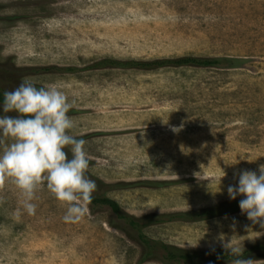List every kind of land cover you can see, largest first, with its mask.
I'll return each mask as SVG.
<instances>
[{"label":"rangeland","instance_id":"rangeland-1","mask_svg":"<svg viewBox=\"0 0 264 264\" xmlns=\"http://www.w3.org/2000/svg\"><path fill=\"white\" fill-rule=\"evenodd\" d=\"M181 56L246 62L229 70L88 69L102 58ZM44 67L58 70L32 71ZM69 67L76 71H60ZM24 81L67 94L75 110L68 113L76 124L70 134L86 141L91 176L106 184L165 182L106 192L134 217L227 201L240 172L259 175L264 165V0H0V89ZM0 115L15 113L0 105ZM221 169L226 176L219 183ZM0 196V264H137L140 258V246L110 225L115 216L106 208L88 207V215L68 223L66 205L46 187L33 201L34 216L22 209L13 185ZM143 232L201 253L264 242V229L241 212ZM261 256L256 264H264Z\"/></svg>","mask_w":264,"mask_h":264},{"label":"clouds","instance_id":"clouds-1","mask_svg":"<svg viewBox=\"0 0 264 264\" xmlns=\"http://www.w3.org/2000/svg\"><path fill=\"white\" fill-rule=\"evenodd\" d=\"M72 106L67 94L56 85L37 88L24 81L3 94V113L15 115H0V193L13 185L29 216L36 215L37 204L33 201L45 187L66 205L65 222L76 223L90 212L88 205L96 184L87 175L86 141L70 134L76 127L68 115ZM221 172L219 183L226 176L222 169ZM227 192L230 199L243 196L239 201L241 213L264 229V165L259 166V175L254 171L240 172L238 185L228 186ZM15 215L19 220L21 211L18 209ZM243 251V247L232 250L238 258L231 264H256L250 258H239Z\"/></svg>","mask_w":264,"mask_h":264},{"label":"trees","instance_id":"trees-1","mask_svg":"<svg viewBox=\"0 0 264 264\" xmlns=\"http://www.w3.org/2000/svg\"><path fill=\"white\" fill-rule=\"evenodd\" d=\"M246 62L241 58L230 57H197V56H181L175 58H161L153 60H119L114 58H102L94 61L88 66L91 70L102 69H135L142 71H154L162 68H213V69H236ZM58 70L54 67L35 68L33 73L51 72ZM60 71L75 72L76 68H62ZM4 90L0 89V105L3 104ZM75 110L70 109L69 113ZM90 179L95 181L96 191L93 193L91 204L88 207L93 210L95 208H106L114 216L115 221L110 224L113 228L124 232L130 239L135 241L141 248L140 258L137 264L149 260H156L161 264H197L199 261L203 263H229L238 258L233 252L226 249H215L207 252L184 251L175 248L172 245L163 243L158 240L149 238L143 229L150 225H156L172 221L197 222L241 212L239 201L243 196L229 199L227 201L212 205L199 210H190L174 213L162 214H146L141 217H134L127 214L121 206L109 198L106 192L112 190H120L125 188H133L137 186L160 187L164 185L163 181H139V182H118L114 184H106L100 182L95 177L87 173ZM264 255V242L255 243L243 251V256L239 258H250L252 260L262 259Z\"/></svg>","mask_w":264,"mask_h":264},{"label":"bare ground","instance_id":"bare-ground-1","mask_svg":"<svg viewBox=\"0 0 264 264\" xmlns=\"http://www.w3.org/2000/svg\"><path fill=\"white\" fill-rule=\"evenodd\" d=\"M116 6H117V5H116ZM111 8H112V7H111ZM88 13H89V12H88ZM90 15H92V14H90ZM94 130H95V129H94ZM115 197H116V196H115ZM116 199H117V198H116ZM115 201H116V200H115ZM215 220H217V219H215ZM211 221H213V220H211ZM233 222H234V221H233ZM235 222H236V221H235ZM238 222H239V221H238ZM205 224H206V223H205ZM222 224H223V223H222ZM203 225H204V223H203ZM212 225H213V224H212ZM208 226H209V225H208ZM208 226H207V227H208ZM203 227H204V226H203ZM208 228H210V227H208ZM216 229H218V227H217ZM213 230H215V229H213ZM228 232H229V231H228ZM228 232H227V233H228ZM237 233H238V232H237ZM216 234H218V233H216ZM222 235H223V234H222ZM224 236H225V235H224ZM232 236H233V235H232ZM229 237H230V236H229ZM234 237H235V236H234ZM236 237H237V236H236ZM236 237H235V238H236ZM232 238H233V237H232ZM235 238H234V239H235ZM239 238H240V236H239ZM241 239H242V238H241ZM236 240H237V239H236ZM243 240H244V239H243ZM237 241H238V240H237ZM240 241H241V240H240ZM225 242H226V241H225ZM229 242H230V241H229ZM238 242H239V241H238ZM242 242H243V241H242ZM242 242H241V243H242ZM237 247H238V246H237Z\"/></svg>","mask_w":264,"mask_h":264}]
</instances>
